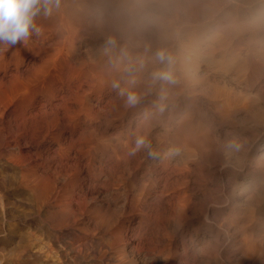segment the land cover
<instances>
[{"label":"rangeland","instance_id":"374dc122","mask_svg":"<svg viewBox=\"0 0 264 264\" xmlns=\"http://www.w3.org/2000/svg\"><path fill=\"white\" fill-rule=\"evenodd\" d=\"M224 1L60 0L50 16L41 8L35 17L39 35L0 46V264H145L148 234L163 241L158 259L165 264L173 226L187 222L181 212L166 214L162 225L145 222L147 192L133 201L138 189L131 177L143 175L147 165L158 188L172 186L185 141L190 166L207 170L217 162L229 178L235 175L242 195L236 204L245 208L250 198L264 211V151H256L264 125L260 134L251 117L264 106V92L255 89L264 76V6L250 8L251 32H241L234 24L250 3L238 0V12H218ZM229 40L242 48L239 59L215 52ZM186 53L202 56L199 71L184 79L179 63ZM233 57L239 61L224 67V59ZM164 68L180 80L177 86L159 85L155 74ZM187 82L194 92L188 93ZM214 84L247 94V108L239 106L235 117L218 114ZM154 90L161 100L147 101ZM130 91L137 96L134 105L127 103ZM214 130L221 136L229 130L230 140H215ZM163 134L175 144L168 159ZM137 138L145 141L138 150ZM245 168L253 172L249 184ZM205 181L218 196H228L218 171ZM179 239L173 264H204L201 244L185 233ZM227 255L219 264H264V243L248 258L242 250Z\"/></svg>","mask_w":264,"mask_h":264},{"label":"bare ground","instance_id":"6f19581e","mask_svg":"<svg viewBox=\"0 0 264 264\" xmlns=\"http://www.w3.org/2000/svg\"><path fill=\"white\" fill-rule=\"evenodd\" d=\"M180 1L181 0H179V2ZM237 2L238 0H225L224 5L226 6L224 8H218V12H220V10L222 12L228 8H232L236 13V9L243 8ZM246 2L250 4L245 6L244 11H242L240 20L238 21L239 25L234 24L235 26L239 27L237 31H240L241 29V32H251L254 20L252 19V15L249 14L250 8L255 7V5L264 6V0H259L255 3H251V0ZM204 7L208 10L211 8L208 4H205ZM243 14L245 16H243ZM186 20L188 23L189 16L186 18ZM211 23L212 22L210 21L209 26ZM209 33V35H212L214 31L212 33L210 28ZM192 34L194 36L193 32ZM181 36H185L186 39H190L192 41V38L187 35L186 32H184V34ZM218 51H224L228 55L232 56L234 54L235 57L238 56L237 58L239 59V55L242 53V48L239 47V45L234 41L229 40L228 42H224L219 49H216L215 52L217 53ZM229 51L232 53H228ZM210 54L212 56L214 55V52H211ZM192 56L193 57H190L189 54L186 53L179 63V73L180 76L184 77V79L189 77L191 70L199 71V56H202V54ZM242 56L246 57L247 55L244 54ZM243 57H241V60L244 59ZM224 60V67L234 65L239 61L234 59V57ZM163 70H165V72L171 73L173 79L172 82L161 80L159 85L164 88L168 85L177 86V81L180 80L176 79L173 74L174 72L168 71L167 68H164ZM195 73L196 72H194V74ZM219 82H223V80L220 79ZM153 83L154 81L151 82V85ZM151 85L149 88H151ZM185 88H187L188 93L194 92V88H190L188 82L185 83ZM210 89L215 100V111L218 114L224 117H235L239 106L242 108H247V104L249 102L247 94L235 95L230 91L219 88L215 84L210 85ZM255 89L257 91L264 92L263 75L259 76V80L255 84ZM153 99H157L158 101L161 100L155 90L153 91V94L151 93V95H149L147 101L152 102ZM251 117L255 118V129L261 134V130L264 125V106H260L257 110H254L251 113ZM230 134L231 132L226 130L221 136L216 130H214L215 140L225 139V141H229ZM161 136L164 137L162 147L166 153L165 157L168 159V155L171 153V150L175 144L169 140L167 134H163ZM185 138L188 137L184 135V139ZM187 143L188 142L185 141L181 144L182 149L180 160L182 162L174 166L175 172L178 173V178L175 179L172 186H167L165 183V187L158 188V185L155 184L158 183V178L156 176H153V178L151 177L152 169L147 165L145 167V171H143V175H133L131 177L132 185L136 186L138 189L135 193H133V201L139 199V195H144V193L147 192V197L143 201L142 208L143 220L145 222L150 224L149 221H152L153 223L157 222L158 225H162L164 220L167 218L166 214L169 216L178 212L183 214L184 218L182 222H187L185 227L182 223H178L173 226L171 230V243L168 247V251L166 250L168 261L165 262V264H173V260L179 251L178 248L181 242L179 238L182 233L187 234L189 240L193 244H201L198 255L201 257V260L204 262V264H219L220 260H228L227 253L229 251L235 255L238 253V251L242 250L244 252L245 258H248L250 255V249L253 246H261L264 243V211L260 210L258 203L253 202L250 198H246V201L250 205L246 206L245 208L236 204L242 195L237 191V187L235 185L236 180L234 179L235 175H233V178H229L227 170L223 167H219L217 162H214L212 167L208 168L207 170H199L194 166H190L189 148ZM256 151H264V135H262L260 140L256 143ZM167 159L166 162L168 161ZM71 166L68 165L67 167L68 173L71 172ZM215 170L220 173L223 186L229 192L228 196L224 198L218 196L217 189L213 186H210L205 181V179L214 173ZM262 172L264 175V171ZM241 174L242 178L244 179L243 181H246L248 184L251 183L253 172L250 168H245ZM94 175H96L95 172ZM235 190L236 193H234ZM172 193H174V196L165 200V198ZM164 201L167 203L166 207ZM196 218L198 220L197 223H195V229H201V232L199 233L194 229H190V223L194 222ZM243 218H245V220L242 222ZM256 220L260 221L263 226L256 228ZM206 221H208L209 224L205 223ZM81 222L84 224L88 223V221L85 219H82ZM203 225H205V227ZM67 235L71 236L73 235V232L68 231ZM107 241L108 239H106V242ZM146 241V246L143 247V254L147 260L145 264H162L158 257L162 256L163 241L161 239L154 241V237L151 234H148V236L146 235ZM212 243L216 244L214 249L210 247ZM106 249H108V246ZM196 258H198V256ZM178 259L181 263L185 262L184 256H180L178 254Z\"/></svg>","mask_w":264,"mask_h":264},{"label":"clouds","instance_id":"9594fccd","mask_svg":"<svg viewBox=\"0 0 264 264\" xmlns=\"http://www.w3.org/2000/svg\"><path fill=\"white\" fill-rule=\"evenodd\" d=\"M60 0H0V46L12 48L17 44L26 43L33 33L40 34L41 29L35 23V17L43 8L45 17L52 14L53 7H59ZM114 44L115 41H109ZM156 57L164 60L165 54L157 52ZM156 78L172 82L169 72L155 74ZM114 87L118 85L114 84ZM123 94V93H122ZM137 96L134 92L127 93V103L134 105ZM145 145L143 138H137L135 148Z\"/></svg>","mask_w":264,"mask_h":264}]
</instances>
